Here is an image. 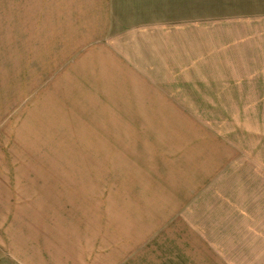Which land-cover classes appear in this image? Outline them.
I'll list each match as a JSON object with an SVG mask.
<instances>
[{"label": "rangeland", "instance_id": "374dc122", "mask_svg": "<svg viewBox=\"0 0 264 264\" xmlns=\"http://www.w3.org/2000/svg\"><path fill=\"white\" fill-rule=\"evenodd\" d=\"M95 2L0 0V183L18 192L16 213L0 197L9 257L230 261L213 243L234 247L249 225L241 208L260 187L264 134L234 132L217 111L190 116L193 102L168 99L178 79L161 70L141 79L108 67L94 35L106 1Z\"/></svg>", "mask_w": 264, "mask_h": 264}, {"label": "crops", "instance_id": "0c3cea01", "mask_svg": "<svg viewBox=\"0 0 264 264\" xmlns=\"http://www.w3.org/2000/svg\"><path fill=\"white\" fill-rule=\"evenodd\" d=\"M90 1L96 8L99 0ZM105 1V30L94 35L108 67L126 69V75L139 70L141 79L161 70L179 80L170 83L176 96L168 99L193 102L190 116L217 111L234 118V132L264 134V0ZM254 177L260 187L253 186L245 200L250 209L241 208L250 216L245 233L237 232L234 247L213 243L220 253L226 244L233 256L220 264H264V173ZM15 191H4L0 183V197H8L16 213ZM3 208L0 201V214ZM2 228L0 222V235ZM4 244L0 236V264H31L17 253L11 259L12 244L5 251Z\"/></svg>", "mask_w": 264, "mask_h": 264}]
</instances>
